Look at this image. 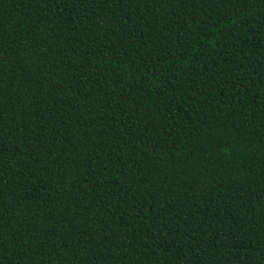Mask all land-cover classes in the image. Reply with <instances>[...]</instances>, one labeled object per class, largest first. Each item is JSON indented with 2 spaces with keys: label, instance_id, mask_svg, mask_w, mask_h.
<instances>
[{
  "label": "trees",
  "instance_id": "trees-1",
  "mask_svg": "<svg viewBox=\"0 0 264 264\" xmlns=\"http://www.w3.org/2000/svg\"><path fill=\"white\" fill-rule=\"evenodd\" d=\"M0 264H264V0H0Z\"/></svg>",
  "mask_w": 264,
  "mask_h": 264
}]
</instances>
